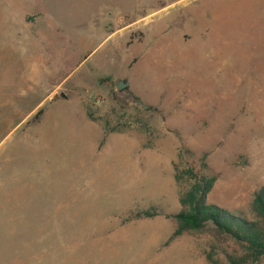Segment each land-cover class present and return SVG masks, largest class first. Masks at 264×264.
Returning a JSON list of instances; mask_svg holds the SVG:
<instances>
[{"label":"rangeland","instance_id":"1","mask_svg":"<svg viewBox=\"0 0 264 264\" xmlns=\"http://www.w3.org/2000/svg\"><path fill=\"white\" fill-rule=\"evenodd\" d=\"M174 166L250 219L264 0H0V264L222 259L207 233L172 237L192 184Z\"/></svg>","mask_w":264,"mask_h":264},{"label":"trees","instance_id":"2","mask_svg":"<svg viewBox=\"0 0 264 264\" xmlns=\"http://www.w3.org/2000/svg\"><path fill=\"white\" fill-rule=\"evenodd\" d=\"M41 114L42 111H38L34 120ZM173 170L177 186L185 178L192 184L179 195L180 211L171 217L175 223L172 237L207 233L216 243L225 244L223 258L215 260L207 255V264H264V188L253 195L248 207L250 219L247 220L208 203L207 196L216 181L214 177L199 175L192 168L179 171L174 166ZM152 216L143 212L137 214L136 218Z\"/></svg>","mask_w":264,"mask_h":264},{"label":"water","instance_id":"3","mask_svg":"<svg viewBox=\"0 0 264 264\" xmlns=\"http://www.w3.org/2000/svg\"><path fill=\"white\" fill-rule=\"evenodd\" d=\"M125 87H127V83H126V82L119 81V82L116 84V89H117L118 91L124 89ZM60 98L65 99V96H64L63 94H60Z\"/></svg>","mask_w":264,"mask_h":264},{"label":"crops","instance_id":"4","mask_svg":"<svg viewBox=\"0 0 264 264\" xmlns=\"http://www.w3.org/2000/svg\"><path fill=\"white\" fill-rule=\"evenodd\" d=\"M21 1H22V0H21ZM21 5H27V4H25V3L23 2Z\"/></svg>","mask_w":264,"mask_h":264}]
</instances>
